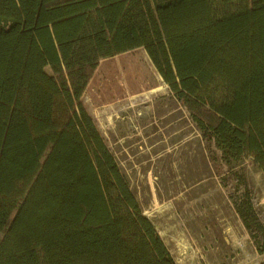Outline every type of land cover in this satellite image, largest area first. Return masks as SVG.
Instances as JSON below:
<instances>
[{"label":"trees","instance_id":"1","mask_svg":"<svg viewBox=\"0 0 264 264\" xmlns=\"http://www.w3.org/2000/svg\"><path fill=\"white\" fill-rule=\"evenodd\" d=\"M141 47L264 254L236 171L264 173V0H0V264H177L81 101L100 59Z\"/></svg>","mask_w":264,"mask_h":264},{"label":"rangeland","instance_id":"2","mask_svg":"<svg viewBox=\"0 0 264 264\" xmlns=\"http://www.w3.org/2000/svg\"><path fill=\"white\" fill-rule=\"evenodd\" d=\"M81 96L177 264H264L229 200V167L203 139L143 47L100 59ZM264 214V173L236 166ZM242 189V188H241Z\"/></svg>","mask_w":264,"mask_h":264}]
</instances>
